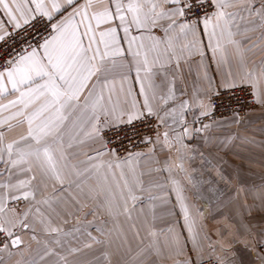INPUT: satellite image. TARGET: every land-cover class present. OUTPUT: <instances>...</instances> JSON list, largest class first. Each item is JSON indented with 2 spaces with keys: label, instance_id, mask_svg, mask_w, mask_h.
Instances as JSON below:
<instances>
[{
  "label": "crops",
  "instance_id": "1",
  "mask_svg": "<svg viewBox=\"0 0 264 264\" xmlns=\"http://www.w3.org/2000/svg\"><path fill=\"white\" fill-rule=\"evenodd\" d=\"M242 8V4L236 3L228 11L241 13L232 31L233 38L241 42L243 67L234 45L225 46L223 60L219 53L214 59L206 47L207 37L202 34L198 38L203 42V58L199 53L185 52L177 61L164 55L154 66L152 103L159 107L160 116L166 112L168 115L163 122L157 119L162 134L152 149L136 153L142 154L138 157L132 154L130 162L117 168L116 163L127 161L129 156L123 160L107 154L97 157L96 150L102 142L84 134L90 130L85 123L76 130L79 134L72 147L66 149L70 167L65 170L63 184L42 176L35 165L32 173H18L16 169L10 173L5 170L9 166L0 161V183L9 182L10 178L15 184L35 174L32 184L38 186L35 200H8V207L15 212L7 213L5 219L16 222V226L12 227L14 235L8 241L9 247L0 252V264H177L186 259L192 264L207 260L220 264H264V104L256 102L257 109L245 119L229 116L203 123L212 112L211 98L219 90L232 89L218 86L223 78L231 73L238 82L236 87L251 88L239 83L240 78L247 72H258L264 61V27L260 26L258 17ZM54 15L59 18L58 14ZM7 20L6 13L0 9V21ZM10 29L6 24L0 33ZM154 34L164 35L159 29ZM191 39L189 36L181 43ZM205 74L211 78V87ZM120 86L117 75L113 100H124ZM128 87L142 104L134 69L124 84L125 90ZM169 90L171 99H168ZM148 95L151 99L153 90ZM13 98L10 95L7 99ZM7 99L0 102L7 103ZM182 104L186 105L183 109ZM9 114L4 112L0 119ZM126 120V116L120 121L109 117L104 123L105 117L101 116V136L107 129L129 124ZM9 123L11 129L7 125L0 127L4 144L18 140L27 131L26 123L17 120ZM186 127L190 131L184 135ZM165 132L169 135L167 144ZM89 156L95 159L89 161ZM7 159L5 156L4 160ZM92 164L102 166L97 169L90 167ZM77 172L81 174L78 176ZM125 179L129 184L138 180L143 189L135 191L139 197L135 202L127 199L130 215L124 211ZM178 189L194 221L192 232L198 245L195 251L177 199ZM6 194V190L0 189V195ZM44 200L48 203H37ZM21 220L29 227H23ZM52 228L59 231L53 232ZM151 232L156 236L152 237ZM177 235L185 246L179 256L173 251V238ZM16 236L22 243L12 247L11 240ZM153 241L163 247L162 255L157 256L150 247ZM46 251L50 254L44 255Z\"/></svg>",
  "mask_w": 264,
  "mask_h": 264
},
{
  "label": "snow or ice",
  "instance_id": "2",
  "mask_svg": "<svg viewBox=\"0 0 264 264\" xmlns=\"http://www.w3.org/2000/svg\"><path fill=\"white\" fill-rule=\"evenodd\" d=\"M236 3L243 5L242 11L258 17L260 26L264 27V0H0V9L8 17L7 22L0 21V29L6 24L13 29L11 32L0 33V42H5L16 32L23 34L44 18L51 29L42 43L35 46L29 44L28 48H21L19 52L10 54L0 64V101L6 100L10 95L14 96L13 99H7V103L0 102V115L10 113L0 119V127L7 125L11 129V120L27 124L26 134L7 144H4V132L0 131V161L9 166L5 170L10 173L12 169H16L18 173H32L35 165L42 176L63 184L65 170L70 167L66 149L72 147V141L79 134L76 130L81 129L85 123L90 126V130L84 134L102 142L101 148L96 150V156H115L116 153L103 143L101 116L105 117L104 123L108 122L109 117L120 121L125 116L129 124L134 120L150 117L163 122L168 113L160 116L159 107L152 103V99H155L153 68L164 55L169 59L175 57L177 61L185 52L189 55L199 53L203 58V42L198 38L201 34L207 37L206 47L212 52L214 59L219 53L223 60L225 46L234 45L243 67L241 42L233 38L235 33L232 31L235 20L241 13L228 11ZM98 5L103 6L97 7ZM54 14H58L59 18ZM155 29L162 31L163 37L155 35ZM189 36L192 39L182 44L181 41L187 40ZM133 69L136 82L140 85L139 94L143 96L142 104L132 96L131 87L126 90L124 88L129 72ZM117 75L121 81L123 101L113 100ZM205 78L211 87V78L207 74ZM237 83L229 73L218 86L233 88ZM239 83L250 86L255 102L264 104V61L258 72H247ZM149 90H153L151 99ZM171 98L172 92L169 90L168 99ZM185 106L182 104L181 109ZM206 114L202 112V115ZM189 131L187 127L184 128V135ZM163 136L164 143L167 144L168 132ZM159 142L157 136L156 143ZM135 155L138 157L142 154ZM5 156L8 158L6 161ZM94 159L95 157H88L89 161ZM131 159L133 156L129 154L127 161L117 162L115 166L119 168L121 163L130 162ZM101 166L90 165L97 169ZM71 167L75 168L74 165ZM108 167L112 168L111 162ZM80 174L76 173L78 176ZM121 175L123 177V173ZM35 179L33 174L27 179H19L15 184L10 182V178L9 182L0 183V189L7 193L0 195V233L8 237L14 235L12 227L16 226V222L5 219L7 213L15 212V209L8 207V200H35L38 190V186L32 184ZM139 185L138 180L129 184L125 179L127 198L124 211L129 215L127 199L134 202L139 199L135 194L137 188L143 190ZM177 199L195 251L198 245L196 234L192 232L194 221L179 189ZM37 203L47 204L48 201ZM28 211L23 214L25 220ZM36 211L39 212L40 209L37 208ZM19 223L25 228L29 227L23 220ZM51 231L57 232L59 229L52 228ZM168 231L172 232V229L169 228ZM150 235L155 237L156 233L151 232ZM21 243L19 236L11 240L12 247ZM173 245L175 255L184 253L185 246L180 244L179 235L173 238ZM8 247L9 244L5 243L0 252ZM150 247L157 256L162 255L163 247L156 241ZM48 254L50 253L47 251L44 253ZM43 258L41 256V260ZM105 258L107 259V253ZM177 264L192 262L186 259L177 261Z\"/></svg>",
  "mask_w": 264,
  "mask_h": 264
},
{
  "label": "built area",
  "instance_id": "3",
  "mask_svg": "<svg viewBox=\"0 0 264 264\" xmlns=\"http://www.w3.org/2000/svg\"><path fill=\"white\" fill-rule=\"evenodd\" d=\"M47 19L38 22L34 27H30L23 34L16 32L13 36L0 42V64L8 58L10 54L19 52L21 48H28L31 44L35 46L42 43L43 38H47L51 33ZM13 31L11 28L9 32ZM27 40V43H25ZM211 114L203 119L204 122L236 116L245 119L251 112L257 109V103L253 96V90L249 87H236L228 90H219L211 98ZM162 134V127L157 118L150 117L141 119L131 124L121 125L105 130L102 133L103 141L108 149L113 150L116 155H110L116 160H123L129 154H136L154 147L157 136ZM149 139L151 142H148ZM11 237L0 233V248L8 243ZM194 264H220L215 260H207Z\"/></svg>",
  "mask_w": 264,
  "mask_h": 264
}]
</instances>
